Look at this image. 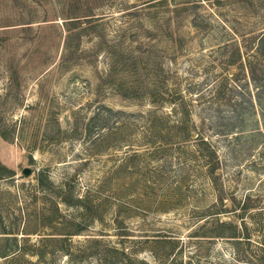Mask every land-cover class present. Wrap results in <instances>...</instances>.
<instances>
[{
	"label": "rangeland",
	"instance_id": "obj_1",
	"mask_svg": "<svg viewBox=\"0 0 264 264\" xmlns=\"http://www.w3.org/2000/svg\"><path fill=\"white\" fill-rule=\"evenodd\" d=\"M211 1L0 0V264H264V82L196 100L224 19L264 29V0ZM175 91L204 120L222 192L188 144L150 153L146 112Z\"/></svg>",
	"mask_w": 264,
	"mask_h": 264
},
{
	"label": "trees",
	"instance_id": "obj_2",
	"mask_svg": "<svg viewBox=\"0 0 264 264\" xmlns=\"http://www.w3.org/2000/svg\"><path fill=\"white\" fill-rule=\"evenodd\" d=\"M200 1L207 3V6H216L215 1L211 0H195L196 4ZM247 12H251V0H234L235 3H244ZM212 2V3H211ZM242 5V4H241ZM220 7V6H218ZM247 13V14H248ZM253 13V11H252ZM227 19H224L221 29H223V36L227 37L221 44L222 52L219 54L221 61L220 72H210L211 85L207 88L205 93H198L196 100L204 105L214 102L219 99V96L230 95V82L236 83L241 78H246L248 81L259 84L264 82V29L244 30L241 32L236 26L230 27L225 24ZM260 30V31H259ZM234 68V71H230ZM164 94V93H163ZM178 91L173 92L167 101L172 103L171 110L166 113H158L157 109L160 104V99H154L152 103H156V107L147 110L145 120L146 144L151 148L150 153L161 151H173L179 153L184 144L189 145V153H191L194 164V175L201 174L206 184H209L212 190L222 192L220 189V175L216 173L219 168V156L213 141L206 133L205 123L202 120L197 123L193 119L190 109H186V101ZM160 98L161 95H160ZM160 100V101H159ZM251 101V100H250ZM173 117V118H172ZM6 170V169H5ZM203 179V180H204ZM66 185V184H65ZM61 191V199L63 202L70 203L68 199V192L66 186ZM219 201H222V195L218 196ZM247 205L241 207L246 210ZM217 211L214 213H220ZM216 227L224 230L229 228L228 233L219 232L216 236H223L235 239L232 243H237L240 234L237 231L236 224L226 222L224 220L216 219ZM40 242L48 241L54 237L44 236L40 237ZM44 251L38 252L42 256Z\"/></svg>",
	"mask_w": 264,
	"mask_h": 264
},
{
	"label": "water",
	"instance_id": "obj_3",
	"mask_svg": "<svg viewBox=\"0 0 264 264\" xmlns=\"http://www.w3.org/2000/svg\"><path fill=\"white\" fill-rule=\"evenodd\" d=\"M30 171V169L28 167H25L23 170H22V173L23 174H28Z\"/></svg>",
	"mask_w": 264,
	"mask_h": 264
}]
</instances>
